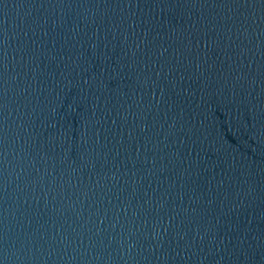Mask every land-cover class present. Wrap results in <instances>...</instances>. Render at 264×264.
Segmentation results:
<instances>
[{
    "label": "water",
    "instance_id": "water-1",
    "mask_svg": "<svg viewBox=\"0 0 264 264\" xmlns=\"http://www.w3.org/2000/svg\"><path fill=\"white\" fill-rule=\"evenodd\" d=\"M0 264H264V0H0Z\"/></svg>",
    "mask_w": 264,
    "mask_h": 264
}]
</instances>
